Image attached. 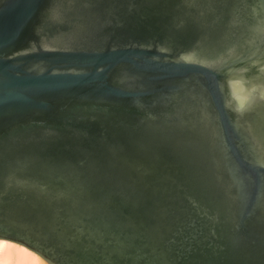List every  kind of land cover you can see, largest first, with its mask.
Here are the masks:
<instances>
[{"label": "water", "instance_id": "1", "mask_svg": "<svg viewBox=\"0 0 264 264\" xmlns=\"http://www.w3.org/2000/svg\"><path fill=\"white\" fill-rule=\"evenodd\" d=\"M0 239L264 264V0H0Z\"/></svg>", "mask_w": 264, "mask_h": 264}, {"label": "bare ground", "instance_id": "2", "mask_svg": "<svg viewBox=\"0 0 264 264\" xmlns=\"http://www.w3.org/2000/svg\"><path fill=\"white\" fill-rule=\"evenodd\" d=\"M36 260L46 264L39 255L26 247L0 239V264H33Z\"/></svg>", "mask_w": 264, "mask_h": 264}, {"label": "clouds", "instance_id": "3", "mask_svg": "<svg viewBox=\"0 0 264 264\" xmlns=\"http://www.w3.org/2000/svg\"><path fill=\"white\" fill-rule=\"evenodd\" d=\"M33 264H41V262L39 260H36L33 262Z\"/></svg>", "mask_w": 264, "mask_h": 264}, {"label": "rangeland", "instance_id": "4", "mask_svg": "<svg viewBox=\"0 0 264 264\" xmlns=\"http://www.w3.org/2000/svg\"><path fill=\"white\" fill-rule=\"evenodd\" d=\"M46 263V262H45ZM47 264V263H46Z\"/></svg>", "mask_w": 264, "mask_h": 264}]
</instances>
